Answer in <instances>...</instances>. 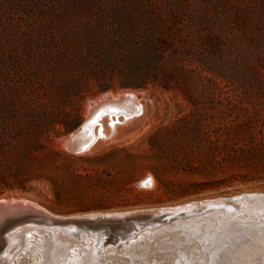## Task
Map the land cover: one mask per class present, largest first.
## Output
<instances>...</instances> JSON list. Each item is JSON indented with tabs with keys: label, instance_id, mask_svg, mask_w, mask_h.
Instances as JSON below:
<instances>
[{
	"label": "rangeland",
	"instance_id": "obj_1",
	"mask_svg": "<svg viewBox=\"0 0 264 264\" xmlns=\"http://www.w3.org/2000/svg\"><path fill=\"white\" fill-rule=\"evenodd\" d=\"M127 91L139 115L82 153L66 147L91 106ZM257 189L264 0H0V200L67 216Z\"/></svg>",
	"mask_w": 264,
	"mask_h": 264
},
{
	"label": "bare ground",
	"instance_id": "obj_2",
	"mask_svg": "<svg viewBox=\"0 0 264 264\" xmlns=\"http://www.w3.org/2000/svg\"><path fill=\"white\" fill-rule=\"evenodd\" d=\"M122 96H134L140 105L137 115L142 112L133 92ZM103 114L107 115L105 131L102 125L95 130ZM132 117L92 111L85 123L89 126L82 130V141L89 149L99 137L106 136V131L114 135L118 123ZM66 147L71 150L69 144ZM12 209L0 203V223ZM187 211L181 218L133 227L113 242L93 235L96 230L81 236L79 231L27 224L18 233L5 235L10 226H2L0 264H264V189L248 190L204 209L193 206Z\"/></svg>",
	"mask_w": 264,
	"mask_h": 264
},
{
	"label": "water",
	"instance_id": "obj_3",
	"mask_svg": "<svg viewBox=\"0 0 264 264\" xmlns=\"http://www.w3.org/2000/svg\"><path fill=\"white\" fill-rule=\"evenodd\" d=\"M95 110H97V113L108 111L116 114L121 113L125 116H135L140 111V105L135 103L134 96L123 97L120 95L118 98L101 99L98 103L89 108L90 113ZM85 123H87V118L81 125L73 130L67 138L66 144H69L72 152L82 153L87 149V143L82 141V130L85 131L87 126H89V124L85 125ZM69 138L70 141L68 143ZM245 193H247V191H239L229 195L190 200L169 206L145 207L124 211L96 212L67 216L53 214L37 203L29 200L21 199L12 200L11 202L1 200L0 203L11 205L13 211L7 216H21V222L24 223L25 226H27V224H43L51 229L63 228L71 231L73 229L86 228L91 232L96 230L97 232L95 233L97 235H101L103 232L108 236H112L113 229L121 222H124L125 225L133 228L138 227L136 225L145 226L160 219L181 218L185 216L187 214L186 212H188L187 210L193 206H196L198 209H204L206 205L215 204L222 200H228L234 195Z\"/></svg>",
	"mask_w": 264,
	"mask_h": 264
},
{
	"label": "trees",
	"instance_id": "obj_4",
	"mask_svg": "<svg viewBox=\"0 0 264 264\" xmlns=\"http://www.w3.org/2000/svg\"><path fill=\"white\" fill-rule=\"evenodd\" d=\"M133 83H127L125 84L126 87H136L137 84L134 83V81H132Z\"/></svg>",
	"mask_w": 264,
	"mask_h": 264
},
{
	"label": "snow or ice",
	"instance_id": "obj_5",
	"mask_svg": "<svg viewBox=\"0 0 264 264\" xmlns=\"http://www.w3.org/2000/svg\"><path fill=\"white\" fill-rule=\"evenodd\" d=\"M148 183H150V181H146V182H145V184H148Z\"/></svg>",
	"mask_w": 264,
	"mask_h": 264
}]
</instances>
